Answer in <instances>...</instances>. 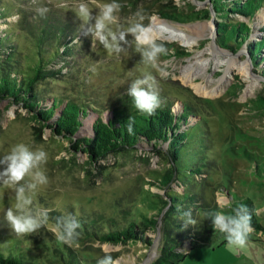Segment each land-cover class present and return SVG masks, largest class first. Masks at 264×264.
I'll list each match as a JSON object with an SVG mask.
<instances>
[{"label": "rangeland", "instance_id": "rangeland-1", "mask_svg": "<svg viewBox=\"0 0 264 264\" xmlns=\"http://www.w3.org/2000/svg\"><path fill=\"white\" fill-rule=\"evenodd\" d=\"M8 2L14 8L10 9L11 13L7 16V20L12 23L11 29H17L22 23L27 25L29 22L40 21L42 16H49L51 20H54L52 17L62 20L76 32V53L67 57L68 64L62 68L58 77L48 79L42 92L47 98L44 103H49L50 96L56 94L88 102L91 109L82 117L81 126H84L79 127L77 136L90 134V124L98 113L92 110L97 108L92 103L93 100L100 106L114 102L117 95L127 91L132 80L149 72L157 80L160 97L171 99L174 114L182 110L181 100L191 102L194 116H190L187 123L191 124L196 119L202 121L206 129L204 142L208 144L209 158H201L195 150L196 146L194 148L189 141L179 151V169L185 171L197 161L201 162L199 165L203 170L202 174L194 177L185 174V178H181L187 179L186 184L173 180L165 188L157 178L161 177L168 163L146 145H137L126 153L109 154L105 159L99 160L102 167L98 172L86 163V154L71 153L67 148V138L50 135L49 129H43L40 138L35 139L32 127L34 123L28 119L26 110L10 103L7 98L1 99L0 158L17 143H24L33 150L41 148L47 153V162L42 168L48 177V183L38 189L33 201L34 206L50 211L48 227L32 234L17 236L4 219L5 210L14 202V194L10 189L0 186V250L18 244L25 251L33 252L37 262L44 264H72L66 261L68 259H74L79 264H97V260L105 255H110L115 264H149L157 255L161 242L160 215L163 211L156 217L154 228L144 229L145 236L151 239L150 244L136 239H129L124 243L101 242L94 234L87 232H98L107 227L121 228L131 217L142 227L141 221L144 219L140 215L156 216L159 205L157 195L165 197V191L180 193L188 190L199 194L202 207H189L197 221L196 225L190 226L192 231L208 225L210 221L205 218V214L218 201L228 203L230 195L227 190L234 197L237 195L234 190L249 196L255 207L264 209V185L257 182L261 178L252 173L250 162L241 154V147L244 145L264 158V113L254 110L251 101L259 94L264 95V73L261 71L263 63L255 69L244 47L232 52L218 46L210 18L184 20L181 17L184 21L167 19L158 13L159 8H165V0H118L122 5L118 13L121 26L126 27L132 21L141 23L147 29L156 17L185 29L196 38L191 47L180 40L150 38L168 50L167 55L159 57L158 67L152 68L141 62V54L136 52L131 35L128 36L130 44L125 46V51L109 56L99 43L92 46L90 37L83 34L81 21L71 10L57 9L47 3V0H0V5L10 4ZM67 2L71 6L81 0ZM180 4L177 9L182 12L186 11L188 5H193L194 9L210 7L207 1L200 0H180ZM38 8L49 10L40 15ZM92 8L95 11V7ZM137 12L143 19L136 16ZM232 18L247 22L251 27L249 40L257 39L262 34L260 28L264 26V5L252 18ZM4 28L8 29V24L0 19V29ZM23 32L27 31L22 30L17 36L18 48H25L29 53L33 50L32 42ZM220 58L223 61L220 62ZM195 60H207L204 66L193 69L192 72L195 71L194 82L206 84V90L210 93L200 92L186 81L185 68ZM247 60L249 77L238 66ZM217 61L220 64L216 67ZM60 64L62 60L56 66ZM217 85L220 87L219 92H211ZM108 114L109 111L104 109L101 116L106 118ZM164 147L165 144L161 146L162 149ZM67 213L73 214L81 224L80 236L72 247L58 242L49 230L55 226L57 216ZM175 218L179 219L180 215H175ZM257 218L264 227V213ZM251 235L256 240L248 238L247 242L259 247L258 249L256 246V256L253 258L243 253L237 256L234 253L236 257L233 264H264V229ZM54 247L58 248L57 251ZM224 249L228 250L226 247ZM224 256L221 263L230 264L228 259L224 260ZM181 264L194 262L186 260Z\"/></svg>", "mask_w": 264, "mask_h": 264}, {"label": "trees", "instance_id": "trees-1", "mask_svg": "<svg viewBox=\"0 0 264 264\" xmlns=\"http://www.w3.org/2000/svg\"><path fill=\"white\" fill-rule=\"evenodd\" d=\"M165 1V8H159L158 13L167 19L210 18L211 8L214 12L217 45L232 52L244 47L255 69L261 62L263 63L261 71L264 73V26L260 28L262 34L259 38L249 40L250 25L245 21L232 18L233 16L252 18L264 5V0H204L210 7L194 9L193 5H188L184 12L177 9L173 0ZM8 3L10 4L0 5V19L8 24V29H0V100L7 98L10 103L17 104L26 110L28 119L34 123L32 127L35 139L40 138L43 129H49L50 135L67 138V148L71 153L86 154V163L98 172L102 167L98 163L99 160L105 159L109 154L126 153L135 149L137 145L149 146L168 163L161 177L157 178L161 180L163 188L168 187L173 180H177L182 185L186 184L187 179H182L185 178V174L193 177L202 174L203 170L199 165L201 162H193L185 171L178 166L179 151L181 147L188 145L189 141L194 148L196 146L195 150L201 158L204 160L209 158L208 144L204 142L206 129L202 121L196 119L191 124L187 123L189 117L194 116L189 100H181L182 110L174 114L171 99L160 97L161 106L151 116L140 113L134 107L127 91L117 95L114 102L101 106L93 100L92 103L97 105V108L92 110L98 113L90 124V134L77 136L79 127L84 126H81L82 117L88 109H91L88 102L76 100L72 96L56 94L50 96L49 103H44L47 98L42 92L45 84L49 82L48 79L58 77L62 68L68 64L67 57L76 53L74 50L76 32H73L62 20L54 17H52L54 20H51L49 16H39L40 21L29 22L27 25L22 23L17 29H11L12 23L7 20V16L11 13L10 9L14 10V8L11 2ZM22 30L27 31L23 34L28 35L32 42L33 50L29 53L24 50L25 48H18L17 36ZM60 60L62 64L56 66ZM251 101L254 110L264 113V95L259 94ZM104 109L109 111L106 118L101 116ZM131 116L135 118V125L134 133L130 135L124 125ZM163 144L165 147L162 149ZM241 152L250 162L252 173L261 178L257 182L264 185V158L244 145L241 147ZM237 154L240 153L237 152ZM234 191L237 194L236 197L227 190L230 195L228 200L230 207L218 209L216 204L212 210L232 214V209L240 204H246L250 210L255 207L249 196ZM164 195L165 197L161 194L157 195L159 205L156 216L140 215L144 219L141 221L142 227L136 223L135 218L131 217L121 228L107 227L98 232L88 231L87 234H94L101 242L124 243L129 239H136L150 244L151 239L145 236L144 229L154 228L157 223L156 217L163 211L160 215L161 242L157 255L149 264H178L186 257L188 250L196 246L213 241H219L221 244L226 242L222 234L215 232L211 219L207 226L192 231L191 225L185 227L183 220L175 218V215H180L189 207H202L199 194L183 190L180 193L165 191ZM252 225V233L264 229L255 215H253ZM248 238L255 239L251 234ZM51 244L54 246L53 242ZM57 247H54L55 251ZM33 254L31 251H25L18 244L7 246L4 250L3 248L0 250V264H44L37 262ZM66 261L79 264L74 262V259Z\"/></svg>", "mask_w": 264, "mask_h": 264}, {"label": "clouds", "instance_id": "clouds-1", "mask_svg": "<svg viewBox=\"0 0 264 264\" xmlns=\"http://www.w3.org/2000/svg\"><path fill=\"white\" fill-rule=\"evenodd\" d=\"M60 10H71L81 21L83 34L90 37L92 46L99 43L109 56L119 55L130 44L128 36L133 37L136 52L141 54V62L152 68L158 67L159 57L167 55L168 50L154 40L144 38L147 29L139 22L129 21L126 27L120 25L118 13L122 5L118 0L100 2L87 0L75 5H69L67 0H47ZM180 7V0H175ZM92 6L95 7L93 11ZM49 9L38 8L37 12L44 15ZM137 17L143 19L139 12ZM115 26V27H114ZM127 95L131 97L134 107L142 114L149 116L161 106V99L156 78L149 72L129 84ZM135 118L130 117L124 125L128 133H134ZM47 162V153L37 148L31 149L24 143L11 146L10 150L0 158V186L10 189L14 194V202L4 212V219L17 236L32 234L43 227L49 226V209L34 206L33 196L39 188L48 183V177L42 168ZM218 209L230 207L227 202H217ZM179 211V209H178ZM264 209L254 207L249 209L246 204H240L232 209V214L220 210L208 211L205 218L211 219L215 232L222 234L229 248H244L249 235L253 231V215L260 216ZM185 227L196 225L197 221L192 210L180 213ZM55 226L49 228L58 242L75 246L80 236V221L71 213L61 214L55 218ZM97 264H115L110 255L97 260Z\"/></svg>", "mask_w": 264, "mask_h": 264}, {"label": "bare ground", "instance_id": "bare-ground-1", "mask_svg": "<svg viewBox=\"0 0 264 264\" xmlns=\"http://www.w3.org/2000/svg\"><path fill=\"white\" fill-rule=\"evenodd\" d=\"M209 24V27L212 28V25ZM144 38L150 39V38H155V37H164L168 39H174V40H180L184 45L187 46H193L196 38L192 36L189 32H187L185 29L181 27L174 26L173 24L165 21V20H160L156 17H154L152 23L150 26L147 28V31L144 32L143 34ZM223 61V59L220 58V62ZM207 63V60H200L197 61L195 60L194 62H191L186 68V81L191 83L196 90L200 92H205V93H210V91L206 90V84H202L200 82H194V72H192L193 69H199L200 66H204ZM249 61L247 60L246 62H242L238 64L239 69L242 70L246 76L249 77V70H248V65ZM220 63L217 61L216 62V67ZM225 78V76H223ZM251 86V84H250ZM219 85H217L211 92L217 93L219 92L218 90ZM220 88V87H219Z\"/></svg>", "mask_w": 264, "mask_h": 264}, {"label": "crops", "instance_id": "crops-1", "mask_svg": "<svg viewBox=\"0 0 264 264\" xmlns=\"http://www.w3.org/2000/svg\"><path fill=\"white\" fill-rule=\"evenodd\" d=\"M248 241V240H247ZM256 244H253L251 242H246V245L244 248H237V249H232L229 248L227 245V242L221 244L219 241H214L210 243H204L202 245L196 246L190 250H188L186 257L178 264L183 263L184 261H190L191 263L194 262V264H199L201 262H204L205 264H222L221 259L226 257L224 260L228 259L230 264H233V261L235 260L234 257L237 254L243 253L247 256H256ZM228 248L226 251L224 248ZM259 249V247L257 246ZM262 251V249H261ZM263 252V251H262ZM263 254V253H262ZM254 258V257H253ZM264 262V258L262 260Z\"/></svg>", "mask_w": 264, "mask_h": 264}, {"label": "water", "instance_id": "water-1", "mask_svg": "<svg viewBox=\"0 0 264 264\" xmlns=\"http://www.w3.org/2000/svg\"><path fill=\"white\" fill-rule=\"evenodd\" d=\"M202 1H204V0H202ZM210 12H211V16H210V20L212 21V23H213V26H214V32H215V30H216V25H215V22L213 21V18H214V12H213V10L210 8ZM239 51V50H238ZM237 52V51H236Z\"/></svg>", "mask_w": 264, "mask_h": 264}]
</instances>
